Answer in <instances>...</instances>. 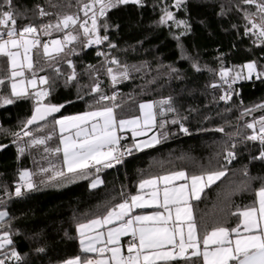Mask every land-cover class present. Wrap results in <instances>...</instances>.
Wrapping results in <instances>:
<instances>
[{
	"label": "trees",
	"instance_id": "trees-1",
	"mask_svg": "<svg viewBox=\"0 0 264 264\" xmlns=\"http://www.w3.org/2000/svg\"><path fill=\"white\" fill-rule=\"evenodd\" d=\"M52 3L63 6L66 0H52ZM143 3V7L132 4L119 6L110 10L107 16L110 25L107 35L116 47L109 48L108 41L104 47L108 57L116 58L121 65L129 67L128 79L113 86L106 74L108 65L102 56L97 55L94 47L84 48L78 42L69 45L75 47L78 54H61L52 62L61 69L62 75L57 77L43 58H40V64L46 71L38 74L48 75L54 81L51 95L45 103L65 105L55 117L111 105V101L95 104L98 97L90 94V87L97 79L105 94L117 95L115 103L120 105L116 109L118 119L138 115L139 104L143 101L171 98L175 112L157 116L158 122L161 119L169 121L165 129L168 136L161 138L159 144L142 151L133 149L123 163L111 168L102 167L99 173L91 171L95 175L93 177L98 176L103 181L96 188L90 185L93 177L57 187L52 183L54 180H49L51 171L41 172L43 168L62 167V151H44L45 147H60V134L51 122L52 118L40 122L42 130L34 132L37 137L51 134L52 139L45 145L26 148L20 155L13 143L15 138L9 133L19 131L30 118L34 101L20 99L0 106V145H7L0 150V209L8 213L3 223L11 226L13 246L23 258L21 264H58L82 255L76 225L104 215L110 207L136 191L140 180L151 176L179 170L192 175L222 167L226 169V176L206 188L200 201L192 202L201 235L218 224L235 227L238 217L230 215V212L237 206L242 209L251 205L256 199L255 190L264 180V161L252 159L258 155L259 145L244 142L243 136L250 132L245 124L264 115V109H256L244 116L241 114L245 109L264 104V77L256 79L253 76L250 80L237 81V94L228 102L219 99L225 91L219 77L221 67L238 69L255 61L264 71V46L254 43L244 34L247 24L244 10L254 12L255 7L244 5L241 0H185L180 9L173 7L174 0H143ZM36 5L53 12L76 10L65 7L53 9L49 0H13V6L26 13V18L18 20L19 25L54 19L45 17L41 20L34 16ZM165 6L177 20L186 21L187 27L178 28L172 22L160 25L161 10ZM61 34L54 32L51 37L42 39ZM67 59L73 61L78 74V81L68 85L64 82L71 72ZM194 65L200 70L197 71ZM6 70V62L0 60V76ZM213 83L221 86L213 88ZM3 94H9L7 87ZM239 98L243 105L239 104ZM172 119L181 120L190 134L181 132L179 124L170 123ZM36 127L32 126L33 129ZM221 127L224 132L216 131ZM160 131L157 127L151 133ZM27 139L19 143L23 145ZM121 141L131 146L130 137ZM233 142L237 144V156L228 164L223 158L224 150ZM25 169L33 174L36 187L32 191L22 189L24 195L16 197L19 173ZM42 180L45 183H41ZM245 183L250 185L249 190L240 191ZM178 264H183V261Z\"/></svg>",
	"mask_w": 264,
	"mask_h": 264
},
{
	"label": "snow or ice",
	"instance_id": "snow-or-ice-1",
	"mask_svg": "<svg viewBox=\"0 0 264 264\" xmlns=\"http://www.w3.org/2000/svg\"><path fill=\"white\" fill-rule=\"evenodd\" d=\"M241 2L255 7L254 12L244 10L247 21L244 34L254 36V43L264 45V0ZM49 4L53 9L65 7L76 10L53 12L36 5L34 16L41 20L45 17L54 19L39 24L29 21L19 25L18 20L26 18V13L17 10L13 6V0H0V60L7 64L6 73L0 76V106L10 105L20 99L33 100L31 117L19 131L9 133L15 138L13 143L17 146V152L23 155L26 148L45 145L47 140L52 139L51 134L42 137L34 134L42 130L40 122L48 121L51 117V122L59 127L62 148L45 147L44 151H62V167L43 168L41 172L51 171L49 180L65 178L74 181L76 177L87 179L91 170L99 173L101 167L111 168L121 163V157L125 154L131 155L133 149L142 151L159 144L161 138H167L168 132L165 129L169 121L161 119L158 122L157 116L164 117L165 113L175 112V109L171 106V98L161 99L139 104L138 116L118 119L116 109L120 105L115 103L117 95L105 94L97 79L90 87V94L98 97L95 104L111 101V105L104 104L94 110L56 118L54 114L59 113L65 105L45 103L51 95L54 81L48 75L38 74L46 71L40 64V58L48 62L59 77L62 75L61 69L52 62L61 54H78L75 47L69 45L78 42L82 47L89 48L108 41V47L115 48L116 45L109 41L107 35L110 27L107 22L109 11L129 4L143 7L144 3L143 0H75L73 4L72 0H66L62 6L49 0ZM184 5L185 0H174V8L180 9ZM161 11L158 22L160 25L172 22L178 28L187 27V22L177 20L167 6ZM101 29L105 34L101 35ZM54 32L63 35L50 40L42 39L51 37ZM97 55L104 56L105 53L98 51ZM66 63L71 69L64 81L68 85L78 81V74L71 59H67ZM106 64V74L113 86L129 78V67L121 65L116 58L107 59ZM113 65L116 67H112ZM199 70L197 67V71ZM253 76L256 79L264 77V71L259 69L255 61L238 69L221 67L219 77L227 85V89L219 99L225 102L231 100L233 85L240 80H250ZM220 86L215 83L211 85L213 88ZM5 87L9 89L8 95L3 94ZM80 98L83 99V96ZM89 108L92 109V105ZM256 109H264V104L245 109L241 115H248ZM170 123L179 124L180 131L189 134V129L181 120L172 119ZM33 125L37 127L33 129ZM157 127L161 129L159 133L148 139H137L147 136L149 131ZM245 127L250 132L244 134V142L259 145L258 155H254L252 159L264 161V115L258 119L253 118ZM124 131L131 132V146L121 144L124 137L119 133ZM216 131L224 132V128ZM25 138H28L25 143L20 144L19 141ZM5 147L7 145H0V150ZM236 147L237 144L233 142L224 150L223 158L228 164L236 159ZM226 175L227 171L222 167L200 174L189 175L186 171L179 170L142 179L136 195L113 205L104 215L76 225L82 255L67 259L64 264H178L181 261L183 264H264V180H261L259 188L255 190L256 199L251 205L242 209L237 206L235 211L230 212V215L238 217L235 227L218 224L201 235L192 201H200L205 189ZM244 175L248 176L247 170ZM32 177L33 174L28 170L19 173L20 183L15 187L16 197L24 195L22 189L32 191L36 187ZM41 183L45 181L42 180ZM102 183L97 176L92 181L91 188ZM249 188L250 185L245 183L239 190L247 191ZM145 208L157 210L150 214H134L136 209ZM6 217L7 211H0V264H21L23 258L13 246L9 230L11 226L3 223ZM123 237H130L126 244L122 243Z\"/></svg>",
	"mask_w": 264,
	"mask_h": 264
},
{
	"label": "rangeland",
	"instance_id": "rangeland-1",
	"mask_svg": "<svg viewBox=\"0 0 264 264\" xmlns=\"http://www.w3.org/2000/svg\"><path fill=\"white\" fill-rule=\"evenodd\" d=\"M73 11H75V10H73ZM62 35L63 34H61V35H59V36H56V37H52V38H49V39H47V40H50V39H55V38H60V37H62ZM245 74H246V70H245ZM152 101H143V102H141V103H151ZM140 103V104H141ZM94 110V109H93ZM89 111V110H88ZM85 112V111H84ZM83 113V112H82ZM138 115H140V110L138 111ZM138 115H136V116H138ZM62 117V116H61ZM133 117V116H132ZM56 118H60L59 116H57ZM126 118H131V117H126ZM57 130H58V133L60 134V132H59V127L57 126ZM121 136H123L124 138L123 139H125V138H127V137H130L131 139H132V135H131V132L130 131H124L123 133H119ZM153 134H156V133H151V131H149L148 132V134H147V136H141V137H138L137 139L138 140H144V139H148L150 136H152ZM65 135H68V133H65ZM122 139V140H123ZM132 143H133V140L131 141V144L130 145H132ZM60 147L62 148V145L60 144ZM145 149H147V148H145ZM144 150V149H143ZM137 151V150H136ZM62 155H63V152H62ZM25 170H27V169H25ZM29 171V170H28ZM164 174H166V173H164ZM163 175V174H162ZM93 176H95L94 174H92V173H90L89 174V176H88V178H91V177H93ZM97 177V176H96ZM96 177H93L92 179H91V181H90V185H91V183H92V181L96 178ZM81 177H76V178H74V181H77V180H79ZM149 178V177H148ZM82 179H84V178H82ZM144 179H146V178H144ZM141 181V180H140ZM139 181V182H140ZM70 182H73V181H69V180H67V179H65V178H60L59 180H54L52 183L54 184V186H63V185H65V184H68V183H70ZM139 182L137 183V185H136V191H134V192H132L129 196H131V195H136L137 194V192H138V185H139ZM19 183H20V181H19ZM177 183H180V182H177ZM146 192L148 191L147 189L145 190ZM193 202V201H192ZM157 209H155V208H145V209H136L135 210V213L134 214H150V213H152L153 211H156ZM0 211H5L4 209H0ZM78 234V233H77ZM124 239H128L129 240V237H123L122 238V243H123V240ZM128 240H126L124 243L126 244V242L128 241Z\"/></svg>",
	"mask_w": 264,
	"mask_h": 264
},
{
	"label": "built area",
	"instance_id": "built-area-1",
	"mask_svg": "<svg viewBox=\"0 0 264 264\" xmlns=\"http://www.w3.org/2000/svg\"><path fill=\"white\" fill-rule=\"evenodd\" d=\"M248 37H250L251 39H252V41L254 42V40H255V37L254 36H251V35H247ZM105 43V42H104ZM104 43L103 44H101V45H93L92 47H94L95 49H96V53L98 52V51H100V52H104L105 53V55L104 56H102V58H103V60H104V63L106 64V60L107 59H110V57H108V55H107V53H106V50H105V47H104ZM257 44H258V42H257ZM264 46V45H263ZM222 84H223V82H222ZM223 86L225 87V90L227 89V85H224L223 84ZM231 91L233 92V95H232V97L234 96V95H236L237 93H236V84H234L233 85V87H232V89H231ZM238 101H239V104L240 105H243V101H242V99H238ZM190 134V133H189ZM189 134H186V135H189ZM235 137H237V136H235ZM121 144L122 145H124V143L121 141ZM131 155H128V154H125L124 156H122L121 157V163H123L127 158H129ZM101 169H102V167H101ZM93 173H96L95 171H94V169L93 170H91ZM130 239V238H129Z\"/></svg>",
	"mask_w": 264,
	"mask_h": 264
},
{
	"label": "crops",
	"instance_id": "crops-1",
	"mask_svg": "<svg viewBox=\"0 0 264 264\" xmlns=\"http://www.w3.org/2000/svg\"><path fill=\"white\" fill-rule=\"evenodd\" d=\"M80 179H82V178H80ZM129 238H130V237H129ZM126 240H128V239H124V240H123V243H124ZM58 264H64V261L61 262V263H58Z\"/></svg>",
	"mask_w": 264,
	"mask_h": 264
},
{
	"label": "water",
	"instance_id": "water-1",
	"mask_svg": "<svg viewBox=\"0 0 264 264\" xmlns=\"http://www.w3.org/2000/svg\"><path fill=\"white\" fill-rule=\"evenodd\" d=\"M33 112V111H32ZM58 113H55L54 115H57ZM31 115H32V113H31ZM31 117V116H30Z\"/></svg>",
	"mask_w": 264,
	"mask_h": 264
}]
</instances>
